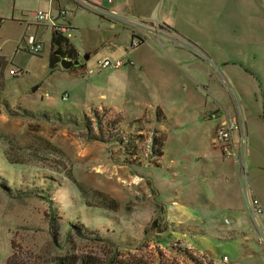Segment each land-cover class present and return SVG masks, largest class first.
<instances>
[{
  "label": "rangeland",
  "instance_id": "374dc122",
  "mask_svg": "<svg viewBox=\"0 0 264 264\" xmlns=\"http://www.w3.org/2000/svg\"><path fill=\"white\" fill-rule=\"evenodd\" d=\"M60 1L64 6L59 0H0V55L8 63L3 70L7 86L0 93V178H15V186L11 187H7V181H0V264H6L11 255L23 264H53L58 257L85 255L97 257L103 264H212L211 258L186 246L188 241L182 234L185 230H196V226H181L183 231H175L169 248H166L156 244L154 236L151 237V233L154 235L157 231H151L153 227L149 221L163 215L166 209L170 210L173 222L184 221L187 218L182 214L188 210L180 205L185 202L192 207L190 198L196 196L199 199L202 195L196 189V181L190 178L192 174L187 173L186 177L185 173L175 172L182 169L181 165H187L178 161L183 156L192 165L194 156L221 154L217 147L214 148L211 137V128L216 121L205 117V103L210 108L222 106L229 116H237L236 104L239 105L248 140V177L264 175V38L250 35H245L243 40L233 38L225 50L229 65L214 61L203 53L206 59L195 56L198 63L191 65L187 61L182 65L181 69L186 73L182 72L181 76L171 72L172 77L158 80L159 76L151 73L144 74L139 80L140 71L130 64L105 69L97 65L100 58L117 59L128 54L131 50V36L126 32L128 26L119 25L120 33L114 45L99 47L97 54L92 53L86 59L88 48L94 47L99 40L89 26L98 28L103 20L97 12L79 7L74 0ZM52 5L55 9H51ZM60 8H75L70 17H74L73 23L77 27L72 31L71 39L82 52L83 63H87L85 67L81 64L73 66V71L60 66L51 68L50 29L28 27L35 11L48 10L57 14ZM247 8L241 24L253 28L256 25L254 18L264 14V0H256ZM29 35H37L44 41L40 53L28 50ZM204 62L209 67L202 64ZM11 64L23 70L19 77L9 76ZM166 68L178 69L172 63ZM191 73H197L202 81L194 82L189 77ZM176 78H180L179 81ZM66 92L69 97L64 98ZM43 111L88 115L86 125L90 130L76 124V120L46 117ZM115 120L118 128L127 133L124 134L126 140L140 145L138 153L145 158L156 155L154 148L159 152L163 133L160 125L165 121L169 134L166 151L172 158H177V170L168 171L167 167H162L164 162L155 160L151 161L150 169H143V174L149 176L142 177L127 164L120 163L117 159L125 153L121 145H127L124 140H120V146H114L106 140L91 137L93 133L102 136L94 129L100 122L109 136L108 131H113L109 124ZM6 148H11L12 153L17 151L16 161L19 157L29 163L23 173L17 171L20 165L5 167L2 158ZM130 149L132 152L125 151L133 153V148ZM9 155L13 159L11 153ZM33 164L54 169L60 165L86 191L93 193L92 196L102 195L115 200L118 206L113 214L119 218L106 220V224H96V227L102 231L116 227L122 234L119 236L121 246L87 238L73 225H68L67 218L76 213L80 215L76 216L78 219L85 220L84 212L78 210L84 200L78 203L79 192L65 178L61 182L55 176L58 180H54L53 188H49V181L31 184L27 180L32 178L31 175L38 172L41 177L46 174V171L34 170ZM21 177L25 180H20ZM186 178L192 184L187 195L182 190ZM32 185L50 193L54 212L41 194H25ZM93 202L97 200L93 198ZM199 202L201 208L197 207L196 212L199 220L206 223L198 228L219 236L216 235L218 229L226 227L220 212L206 207L202 199ZM87 221L90 223L91 218ZM117 221L120 225H116ZM145 228H149L148 232ZM226 248L232 253L233 244L226 243ZM253 260L259 259L247 256L229 264H257Z\"/></svg>",
  "mask_w": 264,
  "mask_h": 264
},
{
  "label": "crops",
  "instance_id": "0c3cea01",
  "mask_svg": "<svg viewBox=\"0 0 264 264\" xmlns=\"http://www.w3.org/2000/svg\"><path fill=\"white\" fill-rule=\"evenodd\" d=\"M74 1L78 3L76 0ZM85 1L105 10L114 11L118 16L109 17L97 12L103 22L98 28L89 26V30L93 32L92 34L99 36V40L94 47L88 48L86 51L87 54L85 53L86 55L84 57L89 59L92 53L97 54L99 47L108 48L114 45L115 39L119 37V25H126L128 26L126 29H129L126 32H129L131 40L133 33H138L143 39V42L137 47L131 49L124 57H121L130 59L132 63L127 64L135 67L138 72L140 71L138 75L139 80L144 74L151 75V73L159 76L158 80L170 78L173 75L181 76L182 72L186 73L185 70L181 69L185 62L188 61L191 65L198 63L196 62V58L200 56H198L193 49L198 50L202 54L205 53V55L209 56L214 61L229 65L230 61H228L226 57L225 50L230 46L233 38L243 40L245 35H250L257 39L264 38V14L254 18L256 25L253 28L241 24L243 14H245L244 19L246 18L248 5H253L256 0ZM59 2L60 5L64 6L61 4L60 0ZM78 6L86 8L79 3ZM51 9H55V5H52ZM73 9L75 10V8ZM73 9L68 10L72 13ZM55 13L56 12L52 14L57 15ZM70 15L68 21L73 25L75 31V27L77 26L73 23L74 17L71 18ZM120 17L143 19L148 22H160L162 29L156 32L148 27H135L123 21ZM33 18V21L28 27L32 25L37 27L43 26L51 30L50 26L47 24H37L34 15ZM35 36L41 39L37 35ZM67 37L75 47L78 54L77 58L82 59L81 65L85 67L87 63H83L82 52L74 44L71 39V34ZM181 39L187 40L191 44L190 47L182 44ZM168 63L174 64L178 69L173 71L168 70L166 68ZM202 64L209 67L206 62ZM226 69L225 67V70ZM171 72H173V75ZM189 77L194 82L202 81L197 73H191ZM179 79L180 78H176V81H179ZM203 109V113L206 115L205 117L208 119L215 118L216 123L211 128V137H213L216 127L228 115V111L220 105H215L210 108L206 103ZM164 123L165 121H162L160 125L163 132L160 154L152 155L151 158H145V155H139V153L131 156L122 154L123 156L121 155L117 160L120 163L123 162L130 166L134 172L140 174L142 177L149 176L143 174V169H150L151 161L156 160L155 162L158 163L161 160V162H164L162 163V167H167L168 171L171 172L177 170L176 165L178 161L180 164L186 163L187 165L180 166L183 171L181 169L175 173H185L184 175H186V177L188 175L187 173L192 174L190 178L196 181L194 184H196L195 186L198 192L200 191L202 194V198L199 196L200 198L198 199L196 196H192L190 198V202H193L192 207H189L185 202L180 205L188 210L182 214L187 218L184 219V221L173 222V220L170 219V210L167 209L168 221L176 226H196V230L192 232L185 230L182 235L186 237L189 247L191 246L198 253L211 258L213 261L212 264L234 263L242 261L247 258V256H253L254 258L258 257V261L253 260V262L257 264L259 262L260 264L264 263V243L259 241L256 226L244 209L243 189L236 161L226 158L222 152L221 154L214 153V156L213 154L208 156L204 154L194 156L192 160L194 163L192 165L189 163L186 156L179 158L177 161V158H172L166 151L169 134H167V126ZM142 128L143 127L139 129ZM216 149L221 151L219 148ZM147 171L151 172V170ZM162 173L164 174L165 172L162 171ZM248 178L253 194L260 199L264 207V175L261 173L252 175V177L249 176ZM188 180L189 179L186 178L185 183L182 184V190L186 195L191 191L189 188L192 186ZM231 187H233V189H231ZM218 193H220V195H218ZM201 199L206 204V207L210 209L213 208V210L220 212V217L226 227L224 229H218L219 232L216 233V235L219 234V236L209 235L203 229L198 228L201 224L206 223L201 221V219L199 220L196 212L197 207L201 208V203L199 202ZM226 219H228V223L225 221ZM260 220L264 224V216H261ZM226 243L233 244L232 253L227 251ZM224 257H227V260H223Z\"/></svg>",
  "mask_w": 264,
  "mask_h": 264
},
{
  "label": "trees",
  "instance_id": "16d2710c",
  "mask_svg": "<svg viewBox=\"0 0 264 264\" xmlns=\"http://www.w3.org/2000/svg\"><path fill=\"white\" fill-rule=\"evenodd\" d=\"M134 34L135 33H133V35ZM77 56H78V54L75 50V47L70 42V40L67 36L58 34L56 32H52L51 53H50V66L52 69L57 67V66H60V61L62 58L65 57V58H70V59H77ZM7 64H8L7 59L4 56L0 55V93L3 92L5 90V87L7 86L5 75L3 73V70ZM80 66H82V65H80ZM73 70H74V68H71L68 71H73ZM22 73H23V70H22L21 74ZM20 75H11L9 73V76H13V77H19ZM64 94H67V92ZM64 94H63V96H64ZM68 97H69V95H68ZM52 113L47 112V111H43V114H45L46 117L52 116L54 118H59L62 120H65V119H71L73 121L76 120L77 121L76 124L79 123L82 126L85 125L86 130H88V131L90 130V128L86 125V118L88 115H85V114L78 115V114H74L71 112H65L64 114L59 113V112L56 114H54V113L52 114ZM98 116L100 117V115H98ZM81 119H83V120H81ZM100 120H101V118H100ZM84 122H85V124H83ZM109 125L113 127V131H111V132L108 131L109 136H107L106 135L107 132L105 133V131L102 129L101 122H100L98 125H96L94 127V129H98L99 131H97V132L101 133L102 136H99L97 133H93L91 135V137L94 139L106 140L107 142H110L114 146H120L119 145L120 140H122V141L124 140L123 142L127 144L125 146H124V144L121 145V147L124 148V152H125L124 154L131 156V155H135L136 153L139 152L140 145H137V142H135V141L134 142L136 145L133 144V141H131L130 139L126 140L124 134H127V133L125 131H122V129L118 128V123L116 120L112 121ZM155 142L156 141H154V143H153L154 146L156 145ZM129 147L133 148V150H134L133 153H130L132 151ZM134 147H135V149H134ZM1 148H2V146L0 145V149ZM160 148L158 149L159 152L157 150H155V148H154L153 152L156 153L157 155L160 154V150H161ZM126 149L127 150L129 149L130 152H126L125 151ZM16 152L17 151H15V153H12L11 148H6V151L5 152L3 151L4 157L2 158V162L5 165V167H8L9 166L8 164L14 165L16 167H18V165H20L21 168L19 167V169L17 171L22 172V171H24L25 167H27L26 164H29V163L23 162L19 157H17L19 160L16 161L14 159ZM9 153H11V155L13 156V159L9 155ZM56 166L54 169L52 166H47V165L41 166V165L33 164V165H31V167L34 170L37 169L40 171H46V174L44 173V175L40 177L38 175V172H37L34 175H31L32 178H28L27 180L31 181V184L33 183V181H34V184H38L39 180L49 181V186H50L49 188H53L52 185L54 184V180L60 179L62 182L64 178L66 179V181H69L72 184H74L73 186L76 187L77 191L79 192L80 200L78 203L81 204L80 203L81 200H84L83 203L79 206L78 210H79V212H84L85 215L83 217H85V220L81 219V218L78 219L76 216L80 217V215H78L76 213L75 215H70L67 218V221H66L67 224L73 225L75 227V229H78V231L81 232L83 235H85V237H87V238H92L94 240L106 242V243L113 245L114 247L121 246L119 236L120 235L122 236V234L120 233V231H118V229L116 227H113V228L107 227L104 231H102L96 227V224H100V223L106 224V220H111L112 218L113 219L119 218L115 214H113L115 207L118 206L115 203V200L108 199L102 195L101 196L99 195V197L98 196L97 197L92 196L93 193H91L89 190L86 191V189L76 179H74L73 176L70 177L71 176L70 173L66 172L62 167H60V165H56ZM48 172H50V173H48ZM54 172H56V173H54ZM9 173L10 172H8V175L10 176ZM3 174H4V172H3ZM15 176H18V174ZM55 176H57L58 179H56ZM24 178L21 177L20 180H25ZM3 180H5L9 183V184L7 183L8 184L7 187H11L12 185L15 186V184H13L15 181L14 177L10 176L8 179L0 178V181H3ZM12 180H13V182H12ZM28 189H29V191L26 192L25 194H28V193L41 194L40 196H42L43 198H45L49 202V208L52 210V212H54L55 205H54L52 198L50 197V193L43 192L45 190L42 187H40V188L37 187L36 185L30 186V187H28ZM38 191H42V193H39ZM93 198L96 199L97 202H93ZM82 207H84V208L81 209ZM90 218H91V221H90V223H88L87 219L90 220ZM54 219L55 218H53V220ZM75 220H78V221H75ZM149 222H150V226L153 227L151 231H154V230L157 231V233H154V235H153V233H151V237L154 236L156 244L163 245L166 248H169L170 241L172 239L174 232L177 231V233H179V232L183 231L181 226L173 225L168 221L167 209H166V211H164L163 215L155 216L154 220L149 221ZM149 222H148V225H149ZM116 225H120V223L117 221ZM170 226H172V227H170ZM151 227H149V228H151ZM149 228H145V231L148 232ZM186 246H187V248H189L191 250V248L188 247V245H186ZM184 252L186 254H189V252L187 250H184ZM6 264H23V263L16 261L14 259V256L11 255L8 258ZM53 264H103V263L97 257L91 256V255H85V256H79V257L78 256L58 257V258L54 259Z\"/></svg>",
  "mask_w": 264,
  "mask_h": 264
},
{
  "label": "built area",
  "instance_id": "2783aa9c",
  "mask_svg": "<svg viewBox=\"0 0 264 264\" xmlns=\"http://www.w3.org/2000/svg\"><path fill=\"white\" fill-rule=\"evenodd\" d=\"M76 1L80 5L94 10L95 12H98L102 15L109 17L118 16V14L114 11L105 10L85 0ZM70 13L71 11L68 9H60L57 15H53L52 12L48 10H37L35 11L34 16L37 24H47L50 26L52 32L68 36L74 30L73 25L68 21ZM120 18L130 25H134L135 27H148L156 32H159L162 29L160 22H148L143 19H129L127 17ZM26 42L28 50L31 52L39 53L43 49V41L38 39L35 35H29ZM141 42H143V39L138 33H135L132 37L130 48L133 49L137 47ZM181 43L188 47L191 45L185 39H181ZM193 51L201 58H205L204 54L198 50L193 49ZM208 61L212 62L210 60ZM127 63H132V61L125 58L112 59L109 56H106L104 58H100L97 62V65L99 68L105 69L109 67L119 68ZM21 72V68L16 65H12L9 69V73L11 75H20ZM63 97L67 98L68 94H64ZM236 108L237 116L227 115L224 120H222L216 127L213 136V143L215 147L221 150L223 155L233 157L236 161L239 169V178L243 189L244 209L256 226L259 241L264 243V224L260 220V217L264 216V207L260 199L253 194L249 185L247 173L248 140L246 135V126L244 120L242 121L240 107L238 104H236ZM225 221L227 223L229 222L228 219ZM223 260H227V257H224Z\"/></svg>",
  "mask_w": 264,
  "mask_h": 264
},
{
  "label": "water",
  "instance_id": "95a60500",
  "mask_svg": "<svg viewBox=\"0 0 264 264\" xmlns=\"http://www.w3.org/2000/svg\"><path fill=\"white\" fill-rule=\"evenodd\" d=\"M82 62L81 58H77V59H70V58H62L60 61V66L62 69L64 70H69L71 69L73 66H79ZM33 91L35 90V88L32 89Z\"/></svg>",
  "mask_w": 264,
  "mask_h": 264
}]
</instances>
